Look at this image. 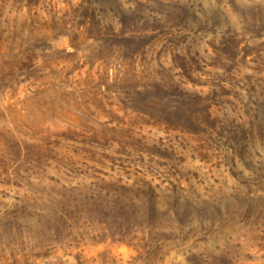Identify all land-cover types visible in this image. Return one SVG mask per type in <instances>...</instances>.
Returning a JSON list of instances; mask_svg holds the SVG:
<instances>
[{"label":"rangeland","instance_id":"374dc122","mask_svg":"<svg viewBox=\"0 0 264 264\" xmlns=\"http://www.w3.org/2000/svg\"><path fill=\"white\" fill-rule=\"evenodd\" d=\"M0 264H264V0H0Z\"/></svg>","mask_w":264,"mask_h":264},{"label":"trees","instance_id":"16d2710c","mask_svg":"<svg viewBox=\"0 0 264 264\" xmlns=\"http://www.w3.org/2000/svg\"><path fill=\"white\" fill-rule=\"evenodd\" d=\"M136 18V17H135ZM128 20L125 17L119 20L122 25L118 32L111 31L110 40H109V48H111L114 52L118 50L124 51L129 55H137L138 53H142L146 46L149 44L148 37L150 36L148 29L144 27L140 29L136 23V19ZM138 18V15H137ZM96 29H100V24L96 21ZM226 52L229 54H234L236 50V42H232L228 44L225 48ZM183 59V57H181ZM157 89L155 91V96L161 98L162 96L169 95L170 93L164 85L156 86ZM146 92L138 91V104L142 106V108H146L148 110H152V106L150 105V101L146 99ZM141 95V96H140ZM144 95V96H143ZM135 102V101H132ZM135 109V107H132ZM138 111H142L147 115H151L157 120L166 123L168 125H172L173 127H179L184 130L193 131L199 128L200 123L196 116L189 111H184L178 108L177 106L166 105L164 107H160L158 109V113L155 114L153 111H145V109H136ZM154 114V115H152Z\"/></svg>","mask_w":264,"mask_h":264}]
</instances>
